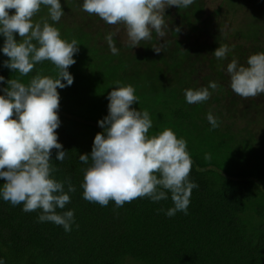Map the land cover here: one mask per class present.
<instances>
[{"label":"trees","instance_id":"16d2710c","mask_svg":"<svg viewBox=\"0 0 264 264\" xmlns=\"http://www.w3.org/2000/svg\"><path fill=\"white\" fill-rule=\"evenodd\" d=\"M196 2L184 8L169 6L163 19L172 18L175 27L186 24L200 31L204 4L197 6ZM64 15L49 23H55L62 38H75L79 51L68 67L72 84L57 89L60 124L54 131L66 156L56 161L53 148L50 163L55 165L54 178L67 176L75 187L64 208L56 209L58 213L72 209L73 225L65 232L61 225L38 221L39 208L25 212L21 204L13 206L0 199V258L4 264H264V137L259 141L246 131L255 118H264V93L242 97L230 89L228 76L223 74L227 62L233 57L237 60L232 53L237 47L228 45L230 51L223 59L212 53L199 54L200 43L188 46L181 41L171 49L162 46L158 53L152 43H143L141 53L131 54L132 47L127 45L112 54L83 24L76 29L62 24ZM41 17H47L45 6L32 19ZM171 32L178 35L173 27ZM151 34L149 41L154 42L155 32ZM211 35L213 47L227 45L225 36ZM14 38L19 36L14 33ZM6 59L0 53V61ZM213 60L224 65L215 80L204 73L206 66L213 70ZM37 72L56 75L48 60L35 64L24 76L0 65L5 81L15 78L27 83ZM117 80L135 89L139 102L130 107L148 110L149 135L169 127L185 139L192 161L188 177L198 185L191 190L187 214L177 211L169 217L158 211L172 206L170 194L160 201L137 197L119 207L112 200L101 206L82 197L86 165L78 155L89 153L95 133L102 131L97 120L107 114V92ZM209 81L218 86L209 89L207 100L185 102L184 89L207 86ZM3 87L7 85L0 81ZM208 112L218 118L217 127H210ZM235 121H245L246 126L236 128Z\"/></svg>","mask_w":264,"mask_h":264},{"label":"clouds","instance_id":"9594fccd","mask_svg":"<svg viewBox=\"0 0 264 264\" xmlns=\"http://www.w3.org/2000/svg\"><path fill=\"white\" fill-rule=\"evenodd\" d=\"M192 0H80V8L95 14L106 24H123L131 47L143 39H150L151 32L163 36V15L167 6L187 7ZM41 6L46 7L47 17L33 20ZM9 9H13L9 13ZM64 14L60 0H0V53L7 59L0 65L24 76L34 65L50 61L56 75L31 76L27 83L0 75L7 87L0 88V199L13 206L21 204L28 212L39 208L38 221L61 225L65 232L71 230L73 210L58 213L69 202V193L75 191L69 177L54 178L55 165L51 164V149L55 160L65 159L66 151L54 131L60 124L58 117V88L70 86L73 76L68 67L78 53L75 38H62L55 23ZM14 33L19 39L14 38ZM114 32L105 33L109 51L117 54ZM160 52L161 48H152ZM230 47L220 44L212 54L223 59ZM229 87L239 96H256L264 93V51L247 56L244 64L233 57L226 64ZM107 92V114L97 120L102 129L95 133L89 153H81L78 160L86 167L80 184L82 197L101 206L109 200L119 207L137 197L147 196L160 201L170 194L172 206L164 211L172 216L177 211L187 214L191 190L198 187L190 180L191 157L186 141L169 127L149 135L152 120L147 109L130 107L139 102L133 85L113 82ZM207 86L184 89L186 103H200L210 96ZM210 127L218 126V118L206 113ZM208 159V154H204ZM65 185L66 189L65 190ZM167 190V192L165 191ZM0 264H4L0 258Z\"/></svg>","mask_w":264,"mask_h":264},{"label":"rangeland","instance_id":"374dc122","mask_svg":"<svg viewBox=\"0 0 264 264\" xmlns=\"http://www.w3.org/2000/svg\"><path fill=\"white\" fill-rule=\"evenodd\" d=\"M60 3L63 11V7H66L64 14L67 15L65 20L64 18L62 19L64 22L62 24L65 25L67 23V25L75 27V29L81 27L80 25L83 24L85 26V31L90 30L92 31L90 32L91 34L94 32L101 40L99 43L103 42L106 44L107 42L104 40V35L112 31L115 33L113 41L114 45L118 46L117 48L130 45L123 24H106L97 15L83 11L80 8V0H60ZM195 4L197 6L204 4L203 20L201 19L198 21L199 24L204 22L200 26V31L197 29L193 30L191 25L189 26L186 24L181 25V27H175L170 23L172 18H168L167 20L163 19L165 20V26L162 29L164 32L162 37L155 33L154 42H150L149 39L140 40L138 45L132 47L128 52L131 54L141 53L143 50V43H152L153 48L159 47L162 51V46L167 45L168 48L171 49L175 47V42L181 41L188 44V46L200 43L196 49L199 54L212 53L210 49L214 50L218 45L213 47L212 44H210L212 40L211 34H215V36H225L227 45L237 47L236 50H232V53L239 61H237L239 64H244L247 56L251 53L264 51V0H197ZM172 6L173 5L170 7ZM168 7L169 6L164 9V14ZM9 10L11 12L14 11L13 9ZM215 10H218L216 16L213 15ZM37 13H35L34 16L37 15ZM64 14L62 17L65 16ZM198 23L196 25H198ZM172 27L174 31L178 32L176 37L171 34ZM205 43L210 45H206ZM183 48H185V46ZM211 65L213 70L207 69L206 66L204 73L209 76L211 80H215L218 78L217 73L224 65H220V62L216 60H213V62L211 61ZM223 75L228 76L227 81H229V74L226 72ZM235 123L237 126L236 128L239 129L246 126L245 121H235ZM236 131L237 130H234V132ZM246 131L253 133L255 139H263L264 118L262 116L255 118V121H252L250 127Z\"/></svg>","mask_w":264,"mask_h":264}]
</instances>
